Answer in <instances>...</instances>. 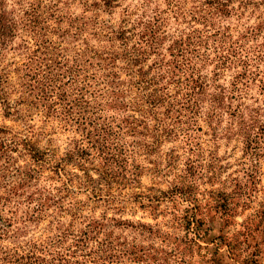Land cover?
<instances>
[{"label":"rangeland","instance_id":"374dc122","mask_svg":"<svg viewBox=\"0 0 264 264\" xmlns=\"http://www.w3.org/2000/svg\"><path fill=\"white\" fill-rule=\"evenodd\" d=\"M0 264H264V0H0Z\"/></svg>","mask_w":264,"mask_h":264},{"label":"trees","instance_id":"16d2710c","mask_svg":"<svg viewBox=\"0 0 264 264\" xmlns=\"http://www.w3.org/2000/svg\"><path fill=\"white\" fill-rule=\"evenodd\" d=\"M251 128V126L250 125H248V127L247 128H245V132H246V134L245 135H247L248 137H249V140H250V142L252 143V137H253V135H252V133H253V130H251L250 129ZM180 195V196H179ZM187 195V192L186 193H184V192H177V197H179V198H181V199H183V197H184V199L185 200H187V198H188V196H186ZM183 196V197H182ZM191 207V206H190ZM192 210H195V208L194 207H192L191 208Z\"/></svg>","mask_w":264,"mask_h":264}]
</instances>
